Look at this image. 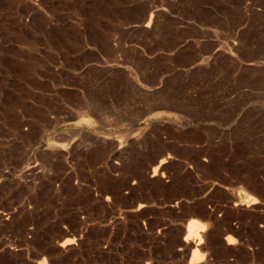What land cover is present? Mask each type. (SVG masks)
Segmentation results:
<instances>
[{
    "label": "rangeland",
    "instance_id": "1",
    "mask_svg": "<svg viewBox=\"0 0 264 264\" xmlns=\"http://www.w3.org/2000/svg\"><path fill=\"white\" fill-rule=\"evenodd\" d=\"M0 264H264V0H0Z\"/></svg>",
    "mask_w": 264,
    "mask_h": 264
},
{
    "label": "bare ground",
    "instance_id": "2",
    "mask_svg": "<svg viewBox=\"0 0 264 264\" xmlns=\"http://www.w3.org/2000/svg\"><path fill=\"white\" fill-rule=\"evenodd\" d=\"M151 19H152V16L150 15V18H149V20L151 21ZM163 162V160H160L159 162H158V164L153 168V173H154V171H155V169L161 164ZM154 175V174H153ZM240 199V198H239ZM238 203V202H237ZM243 204V203H242ZM241 204V205H242ZM199 231H200V229H198V226H197V221L196 220H194V219H192V220H189V222L187 223V225H186V235H185V237H184V240H186V237L188 236V235H192L194 238H196L197 239V243L195 244V247H194V249H192V255H191V260L192 259H196L197 258V254H198V250L196 249V246L198 245V244H200L201 243V237H200V235H199ZM193 238V239H194ZM228 243H230V241H227ZM68 243H71V241H70V238L69 239H64L62 242H61V244L60 245H65V244H68ZM43 263V262H42Z\"/></svg>",
    "mask_w": 264,
    "mask_h": 264
},
{
    "label": "built area",
    "instance_id": "3",
    "mask_svg": "<svg viewBox=\"0 0 264 264\" xmlns=\"http://www.w3.org/2000/svg\"><path fill=\"white\" fill-rule=\"evenodd\" d=\"M113 162H114L115 164H118V161H117V160H113ZM75 182H76V181H74V183H75ZM86 186L89 187V189L93 192V194H94L95 196L99 195V193H98V191H97V189H96L95 186H90V185H86ZM104 197L107 198L106 196H104ZM8 214H9V213H6V212L3 213V215H4L6 218L9 217ZM83 217H84V216L81 215V218H83Z\"/></svg>",
    "mask_w": 264,
    "mask_h": 264
},
{
    "label": "crops",
    "instance_id": "4",
    "mask_svg": "<svg viewBox=\"0 0 264 264\" xmlns=\"http://www.w3.org/2000/svg\"><path fill=\"white\" fill-rule=\"evenodd\" d=\"M62 241H63V240H62ZM62 241H61V242H62ZM60 244H61V243H60ZM68 244H69V243H68ZM65 245H66V244H65ZM61 246H63V245H61Z\"/></svg>",
    "mask_w": 264,
    "mask_h": 264
},
{
    "label": "snow or ice",
    "instance_id": "5",
    "mask_svg": "<svg viewBox=\"0 0 264 264\" xmlns=\"http://www.w3.org/2000/svg\"><path fill=\"white\" fill-rule=\"evenodd\" d=\"M189 237H186V239H188Z\"/></svg>",
    "mask_w": 264,
    "mask_h": 264
}]
</instances>
